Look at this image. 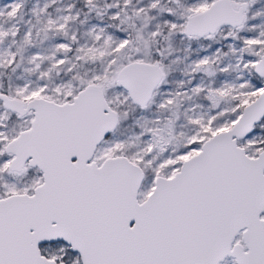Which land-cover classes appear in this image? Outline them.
<instances>
[{
	"label": "snow or ice",
	"instance_id": "snow-or-ice-1",
	"mask_svg": "<svg viewBox=\"0 0 264 264\" xmlns=\"http://www.w3.org/2000/svg\"><path fill=\"white\" fill-rule=\"evenodd\" d=\"M0 264H264V0H0Z\"/></svg>",
	"mask_w": 264,
	"mask_h": 264
}]
</instances>
